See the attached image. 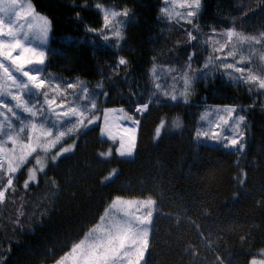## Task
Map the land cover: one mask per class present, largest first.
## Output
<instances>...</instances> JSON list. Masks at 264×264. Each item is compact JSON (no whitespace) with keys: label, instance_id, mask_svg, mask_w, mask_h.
<instances>
[{"label":"trees","instance_id":"1","mask_svg":"<svg viewBox=\"0 0 264 264\" xmlns=\"http://www.w3.org/2000/svg\"><path fill=\"white\" fill-rule=\"evenodd\" d=\"M32 2L52 23L46 67L54 73L53 84L85 81L96 102L92 111L120 107L139 115L136 107L150 98L153 102L141 113L134 158L115 155L104 159L100 153L112 142L95 126L75 133L71 137L78 140L75 152L50 165L36 184L24 187L26 166L17 173L15 190L0 204L3 264L55 263L99 221L117 196L157 200L149 264H220L216 256L224 264H250L261 257L264 91H249V85L230 80L223 69H204L211 49L202 41L213 27L217 31L235 27L248 35L264 32V0H203L197 17L201 31L193 32L200 43L188 42L192 25L161 17L163 0ZM98 2L131 10L130 18H122L123 39L111 38L107 29L88 31L103 26ZM105 34L110 39L104 40ZM193 53L187 102L183 97L173 101L162 93L152 96L153 66L160 70L159 83L167 86L165 90L174 88L179 96L183 91L180 70ZM121 58L128 63L120 65ZM169 68L178 71H163ZM78 103L88 101L80 99ZM220 107H236L246 117L247 147L242 153L196 136L201 115L208 113L214 119L221 115ZM175 117L183 122V128L165 132L156 140L155 130L161 121ZM114 167L119 172L105 182ZM242 170L246 173L243 184ZM193 249L198 255L192 254Z\"/></svg>","mask_w":264,"mask_h":264},{"label":"snow or ice","instance_id":"2","mask_svg":"<svg viewBox=\"0 0 264 264\" xmlns=\"http://www.w3.org/2000/svg\"><path fill=\"white\" fill-rule=\"evenodd\" d=\"M163 4L164 7L160 9L161 17L170 22L192 25L193 31L187 32L188 42L200 43L198 35L193 32L201 31L197 17L201 13L203 0H163ZM96 8L102 14L103 26L101 29L89 27L88 31L104 32L107 29V32L111 33V38L118 41L123 39L125 20L122 18H130L131 10L126 7L120 9L105 7L99 2L96 3ZM77 17L79 18V13ZM51 27V20L36 11L32 0H0V109L7 110L6 113L0 111V204L5 201L9 191L15 190L16 175L26 165L34 161V165L27 168L24 187L28 188L30 183L37 181L38 173L44 172L47 154L53 148L61 144L65 137L74 135L99 118L94 119L92 110L96 108V102L89 95L88 89L82 86V82L53 84L43 75L44 69L40 66L45 64V52L35 47L32 40H39L41 44L46 43ZM210 31L211 35L202 41L211 49L204 69H223L230 80L249 85V91L253 89L264 91V32L248 35L235 27L220 31L213 27ZM103 39L108 40L110 36L105 34ZM218 53L223 55H217ZM193 55L195 53L188 57L187 65L180 70L179 80L183 82V91L179 96L175 94L174 88L172 92L165 90L167 86L159 83L160 70L153 66L151 73L155 90L152 96L162 93L173 101L183 97L187 102L193 79L189 75ZM229 58L232 62L225 63L224 61ZM127 63L124 58L119 60L120 65ZM163 71L171 74L178 70L169 68ZM15 73L27 79H18ZM207 74L204 73L205 76ZM176 79L174 76L173 80ZM78 88L80 95L75 96V100L66 103L65 99H61L57 103L58 95L66 98L68 89H72L74 94ZM41 96L43 101L39 100ZM4 97H11L15 103H7ZM80 99L88 101V104L80 105L78 103ZM152 102L150 98L148 103H141L135 111L146 112ZM116 111L124 113L123 109L106 110L104 115L106 124L108 113ZM220 111L227 113L228 118L220 116L219 120L222 123L214 122V127L198 130L196 136L216 140L223 147L242 153L245 148L242 126L246 127V117L238 114L236 107H225ZM20 112L26 113L27 118H23ZM208 116L206 113L201 119L206 120ZM123 118L130 120L136 127L139 126L140 121L133 119L132 116L124 113ZM13 120L19 123H13ZM176 127H180L178 121ZM164 128L165 122L161 121L155 130L156 139L160 138ZM125 131L130 133L129 138L127 142L121 139L116 152L120 157H131L136 149L135 128ZM105 134L115 141L116 137L107 128L102 130V135ZM74 148V143L66 147L61 146L50 159L55 162L60 156L72 152ZM100 155L107 159L112 155V150L102 152ZM116 174L117 170L112 169L104 177V181L112 180ZM241 175L246 177V173L242 172ZM243 182L241 179L240 183ZM53 184L55 185V181ZM156 204V200L150 196L128 200L120 196L115 197L99 221L79 240L72 242L68 251L55 260V264H149L148 254ZM196 227L199 228V225ZM201 235L203 236L202 232ZM192 254L198 255L195 249ZM260 256L264 257V249L261 250ZM216 260L224 264L220 256H216ZM0 264H3V258H0ZM250 264H264V258L259 260L253 258Z\"/></svg>","mask_w":264,"mask_h":264},{"label":"rangeland","instance_id":"3","mask_svg":"<svg viewBox=\"0 0 264 264\" xmlns=\"http://www.w3.org/2000/svg\"><path fill=\"white\" fill-rule=\"evenodd\" d=\"M37 11V10H36ZM38 12V11H37ZM39 13V12H38ZM51 37H52V27H51V31L49 32L48 34V39H47V42L44 43V44H41L39 40H36V39H33L32 40V43L35 47H37L38 49H42L44 52H45V64L43 66H40L44 69V72H43V75L44 76H47L50 80L51 79H54V73L49 71L47 69V56H48V49H49V46H50V43H51ZM7 63V62H5ZM240 67H244V65H239ZM251 67H255V65H251ZM18 77V79H24L26 80L27 78L26 77H21L18 73H15ZM50 74V76H49ZM80 82H83L82 83V86L83 87H86L88 89V91L90 90V88L88 87V85H86V82L83 81L82 79H79ZM56 82V81H55ZM57 83V82H56ZM79 89V88H78ZM76 89L75 93L73 94V90L70 89V91H68V95L67 97L65 98L64 96H60L58 95L57 96V103L60 102L61 99H65V102L67 103V101H71V100H75V96L79 95L80 93V90ZM12 91H16V89H12ZM54 93H50V95H52ZM5 101L7 103H10V104H14L15 101H12L11 100V97H4ZM106 99V97H104V100ZM39 100L40 101H43V97H39ZM80 105H83L81 103H79ZM221 109H224L225 107H220ZM109 109H115V110H119V109H123L124 110V113H126L127 115L129 116H132L133 119L135 120H139L140 123H139V126L136 127L135 125L132 124V122L130 120H127V119H124L123 116H124V113H121L119 111H116V112H109L108 113V121H107V124L105 123V120H104V115H105V112L106 110H109ZM238 109V108H237ZM0 111H4L5 113L7 112L6 109H0ZM94 113V119L95 117H99L98 119H95V122L93 124H90L88 125V127L86 128H81L82 130H87V129H90L92 127H95V126H99L100 127V130H101V136L105 139H109L108 138V135H102V130H104L105 128L108 129L109 132H111L112 135H114L116 137L115 141H113L112 139H109L111 140L112 142V146L107 150L105 151L104 153H107L110 149L112 150V155L110 157H108L107 159H110L112 158L113 156L115 155H118V153L116 152V149L120 146V141L121 139H123L125 142H127L128 138H129V135L130 133H126L125 129H132V128H135V134H136V149H137V144H138V138H139V131H140V126H141V120H142V117H141V113L139 115H136V114H133L132 112H130L129 110L125 109V108H120V107H102L100 110L98 111H92ZM237 113L238 114H243V112H241V110H237ZM23 118H27V114L26 113H22L20 112L19 113ZM91 114V113H90ZM206 113L202 114V116H204ZM208 114V113H207ZM10 115V114H9ZM220 116H223L225 119H227V113L221 111V115H216L214 119H211L209 116H208V119L206 120H202L201 117H200V126H199V129L198 130H207L209 127H214V122H219V123H222V121L219 120V117ZM245 116V115H244ZM52 119H54V117H52ZM165 122V128L164 130H162L161 132V136L160 138L162 137V135L165 133V132H175V131H179L180 129L183 128V122L178 118V117H175L173 118L171 121L167 120V119H164L163 120ZM179 122L180 124V127H176V122ZM13 123H16L18 124L19 122L18 121H15L13 120ZM242 130L244 131V144H245V148L244 150L246 149L247 147V140H246V137H247V132H246V129L244 128V126H242ZM230 134V133H229ZM73 136V135H72ZM72 136H68V137H65L64 141L61 142V144H58L56 146V148H53L51 150L50 153L47 154V158L45 160V163H46V167H45V170L50 166V165H53V164H56L61 158H63L64 156H67V155H70L72 153L75 152L76 150V147H77V139H71ZM159 138V139H160ZM203 138H207V137H200L199 139H203ZM159 139H156V140H159ZM208 139V138H207ZM209 142L211 143H214V144H221L220 142L216 141V140H212V139H208ZM75 144V148L72 152L70 153H66L62 156H60L55 162H53L50 157L53 153H55L58 149L61 148V146H68L69 144ZM222 145V144H221ZM136 149H135V152H134V155L131 156V157H122V158H128V159H132L135 157L136 155ZM231 150H235V149H232V148H229ZM236 151V150H235ZM43 155V154H41ZM119 156V155H118ZM104 158V157H103ZM105 159V158H104ZM34 165V161H32L29 165H26V171H27V168L28 167H31ZM112 169H116L117 170V173L119 172V169L117 167H114ZM44 170V171H45ZM111 172V171H110ZM109 172V173H110ZM245 173V170H242L241 173ZM43 173V172H42ZM108 173V174H109ZM41 173H38L37 175V181L34 182V183H30L29 185H32V184H36L38 182V179H39V175ZM117 175V174H116ZM115 175V176H116ZM115 176L112 178V180L115 178ZM245 176H242V179H244ZM26 179H27V176H26ZM111 181V180H110ZM105 182H109V181H105ZM126 200L128 199H144V198H130V197H124V196H120ZM154 199V198H153ZM156 200V199H154ZM157 202V200H156ZM158 208H157V204H156V211L154 212V216H153V225H154V220H155V216H156V212H157ZM153 225H152V229H153ZM257 260L259 259H262L264 257H255ZM51 264H55V263H51Z\"/></svg>","mask_w":264,"mask_h":264}]
</instances>
